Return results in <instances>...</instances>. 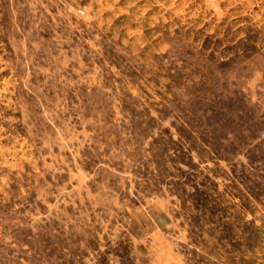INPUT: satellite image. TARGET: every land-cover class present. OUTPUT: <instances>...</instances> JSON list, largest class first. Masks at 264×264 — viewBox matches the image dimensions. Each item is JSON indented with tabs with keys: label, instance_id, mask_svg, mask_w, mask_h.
<instances>
[{
	"label": "rangeland",
	"instance_id": "obj_1",
	"mask_svg": "<svg viewBox=\"0 0 264 264\" xmlns=\"http://www.w3.org/2000/svg\"><path fill=\"white\" fill-rule=\"evenodd\" d=\"M0 264H264V0H0Z\"/></svg>",
	"mask_w": 264,
	"mask_h": 264
}]
</instances>
